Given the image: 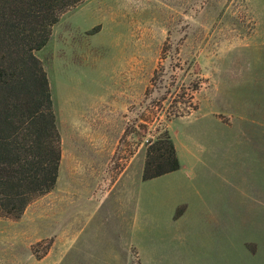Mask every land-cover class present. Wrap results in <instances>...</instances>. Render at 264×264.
I'll return each mask as SVG.
<instances>
[{
    "label": "rangeland",
    "instance_id": "374dc122",
    "mask_svg": "<svg viewBox=\"0 0 264 264\" xmlns=\"http://www.w3.org/2000/svg\"><path fill=\"white\" fill-rule=\"evenodd\" d=\"M34 56L61 161L0 264H264V0H86ZM164 129L181 168L143 182Z\"/></svg>",
    "mask_w": 264,
    "mask_h": 264
},
{
    "label": "trees",
    "instance_id": "16d2710c",
    "mask_svg": "<svg viewBox=\"0 0 264 264\" xmlns=\"http://www.w3.org/2000/svg\"><path fill=\"white\" fill-rule=\"evenodd\" d=\"M85 1L0 0L1 219L19 220L34 201L51 193L56 185L61 140L49 83L34 54L46 47L61 14ZM196 111L197 107L181 108L167 120ZM180 168L168 131L158 132L147 142L142 181Z\"/></svg>",
    "mask_w": 264,
    "mask_h": 264
},
{
    "label": "crops",
    "instance_id": "0c3cea01",
    "mask_svg": "<svg viewBox=\"0 0 264 264\" xmlns=\"http://www.w3.org/2000/svg\"><path fill=\"white\" fill-rule=\"evenodd\" d=\"M95 142V141H94ZM100 142V141H99ZM89 143V145H88V152H90V155H92V157H93V159H92V161L94 160V161H96L95 159L96 158H98V157H105V159H106V157H107V155H106V153H105V149H106V147H105V149L104 148H102V147H100L99 149L101 150V151H96L95 149H96V146L93 144V143H90V142H88ZM91 144V145H90ZM104 144H105V141H104ZM111 156V155H110ZM90 158V157H89ZM103 161V160H102ZM143 170V169H142ZM167 176V175H166ZM111 192V191H110ZM108 194V193H107Z\"/></svg>",
    "mask_w": 264,
    "mask_h": 264
}]
</instances>
